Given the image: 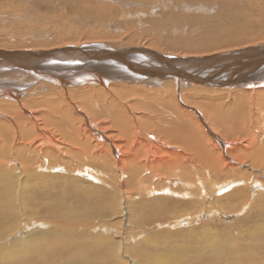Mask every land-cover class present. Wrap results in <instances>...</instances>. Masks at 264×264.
<instances>
[{
	"label": "bare ground",
	"instance_id": "6f19581e",
	"mask_svg": "<svg viewBox=\"0 0 264 264\" xmlns=\"http://www.w3.org/2000/svg\"><path fill=\"white\" fill-rule=\"evenodd\" d=\"M222 2L227 4V0ZM252 4L262 15L260 0H252ZM194 6L192 4V8ZM243 28L249 31L247 26ZM238 39L240 37L236 36L232 41ZM192 42L191 47L195 51H208L215 45L205 39ZM176 44L179 42H173L174 46ZM91 45H94L91 49L83 47L85 50L76 45L35 51L0 50V115L3 116L0 118V264H11L12 261L16 264H127L121 261L119 247L114 249L115 241L107 245L101 232L98 235L100 239L89 233L83 234L84 240H77L71 232L60 241V236L40 240L29 233L27 237H22V232L34 226L40 217L54 220L70 217L76 224H82V220L103 219L114 211L109 212L110 202L115 199L113 194L110 196L113 189L85 187L79 184L81 180L77 177L61 174L49 178L39 171L45 167L70 168L74 162H79L84 169L78 171H85L89 178L101 182V178L106 177L109 184L116 188L125 184L126 188L123 187L121 193L125 199L123 205L138 197L141 203L134 205L133 209L144 214L133 220L130 213L132 224L138 229L147 227L150 232L154 231V237H160L169 233L164 228H157L161 224L190 223L196 220L193 217L216 212L217 193L226 187H218L215 183L213 186L216 188L207 185V178L202 174L210 172L215 176L233 170V167L241 168L243 162L231 154L244 150L251 156L256 151L253 143L259 144L264 140V110L259 107L264 104L263 100L257 103L261 112L252 108L246 110L250 141L244 145L238 142L230 150L226 148L227 143L214 133L210 136L204 133L198 122V119H203L201 113L195 109L192 113L187 111L191 116L188 119L189 114L176 108L169 99L176 97L181 90L179 84L184 80L166 67L152 64L151 60L175 59L185 64L189 63L188 56L129 47L124 45L123 40L119 44L122 48L109 43ZM74 47L80 50L76 53L72 70H67L66 76L55 75L53 72L57 67L65 68L60 62L64 55L68 57L70 51H75ZM95 50L110 56L105 58ZM254 51L264 53V46L237 50L235 56L232 52L215 53L201 59L214 64L221 62L226 68L229 66L224 61L237 59V63H243L246 58L240 57ZM141 54L149 57L141 58ZM134 55L141 59V66L135 68V74L123 70L119 64L123 62L117 60L126 56L136 62L138 59ZM259 62L254 64H257L254 68L247 66L244 71L260 69ZM123 64L127 67L132 63ZM236 69L225 79L217 78L210 80L206 86H200L204 90H216L215 96L209 97V102L219 108L217 111L226 109L229 122L234 118L229 116V111L244 102L234 88L239 85L241 87L235 89H248L247 92L250 90L249 94H252L264 87L263 73L257 77L244 76L242 68ZM157 73L163 77L155 76ZM192 79L204 83L196 77ZM214 85L223 88L217 89ZM87 88H91L90 93L83 94ZM109 90L117 94L110 97ZM33 92L52 94L54 97L39 100L31 95ZM231 94L235 96L234 106L221 102L224 97L228 101ZM126 95H140L148 102H121ZM195 96L198 98V93ZM76 98L84 99L81 106ZM138 107L144 112L154 107L161 116L155 121L153 117L138 115ZM155 122H160V126H155ZM91 123L98 124L99 129ZM233 123L229 124L231 129L235 126ZM239 132L245 134L243 128H239ZM263 151L264 144L260 153ZM257 161L252 164L255 166ZM90 167L101 170L100 178ZM69 186L72 188L66 192L65 188ZM207 195L209 201L204 199ZM86 201H89L88 207L83 204ZM124 217L127 218V211ZM204 226L188 228L187 235L191 236L198 252L202 250L199 244L206 238V253H209L217 248L214 243L219 232L208 224ZM85 227L89 226L85 223ZM121 231L126 233L127 227ZM148 262L145 264H165L152 259Z\"/></svg>",
	"mask_w": 264,
	"mask_h": 264
},
{
	"label": "rangeland",
	"instance_id": "374dc122",
	"mask_svg": "<svg viewBox=\"0 0 264 264\" xmlns=\"http://www.w3.org/2000/svg\"><path fill=\"white\" fill-rule=\"evenodd\" d=\"M192 4H195L194 8ZM260 7L263 8L262 15L255 9L252 0H227V4H223L222 0H0V50L35 51L70 45L82 46L80 48L86 46L91 49L94 46L91 45L92 43H109L114 47L122 48L119 44L123 40L125 46H137L164 54H174V56L201 59L230 52L232 56H235L237 50L264 46V0H260ZM244 26H247L249 31L245 30ZM236 36L240 39L232 41ZM198 39L209 40L215 45H212V49L208 51H195L191 47L192 40ZM173 42H179L180 45L174 46ZM240 58L246 59L243 63H237V59L224 61L229 66L226 68H223L221 62L213 63L209 74L212 75L214 68L216 71L220 70L223 74L225 73L221 76L225 79L238 70L236 69L237 64L247 63L249 65L245 67L254 68L257 65L254 66V64L261 60L260 69H251L244 73L255 77L263 73L264 77L263 52H247ZM201 67L204 68V65ZM154 78L157 79V77ZM197 83L196 81L188 83L181 81V85L179 84L181 90L176 93L175 99L169 100L176 105L178 110L181 109L187 115L189 112L192 113L193 109L201 113L204 122L199 119L198 122L204 133L209 136L214 133L215 136L220 137L227 143L226 148L229 150L238 145V142L243 145L248 143L250 136L247 133L249 125L245 120L246 110L252 108L255 112L262 111L257 103L264 101L262 93L264 87L256 89L254 92L257 94H249L250 90L247 92L248 89L244 88L235 89L241 87L239 85L234 88L242 96L244 102L233 111H229L231 112L229 116H234L230 122L235 124L231 129L226 109L217 111L219 108L209 102V97H214L216 90H204L200 86H206L208 83ZM175 86L178 85L175 84ZM160 89L164 90L162 87ZM90 90L91 88H87L83 94L90 93ZM127 92L125 93L129 94ZM196 93L199 95L198 98L195 96ZM109 94L110 97H114L113 94L117 93L109 90ZM31 95L39 100L54 97L52 94L44 95L38 92H33ZM228 97V101L224 97L221 102L224 101L234 106L235 96L231 94ZM120 101H128L130 104L134 101L148 102L140 95H126ZM76 102L81 106L84 99L76 98ZM262 104L259 107L264 110ZM139 109L140 107L136 112L138 115L153 117L155 121H158L161 116L154 110V107L145 112ZM2 117L0 115V118ZM190 117L189 114L187 118L190 119ZM216 118L219 120H215ZM91 124L94 125V123ZM97 125L94 126L99 129ZM155 126H160V122H155ZM222 126H224L223 129ZM239 128H243L245 134L240 133ZM263 144L264 140L259 144L253 143L254 151H256L251 156L247 155L244 150L231 154L236 160L243 162L241 168L233 167L231 168L233 170L223 171L215 176L210 172L202 174L207 178V185L214 187L215 183L218 187L220 185L226 187L217 193L221 199L218 198L216 212L205 213L202 217L192 216L196 220L190 223L161 224L157 228H164L169 233L160 237H154L152 235L154 231L150 232L147 227L138 229L132 224L129 219L130 213L133 214V220L144 214L133 209L134 205L141 203L138 197L129 204L126 203V206L123 205L125 199L124 194L121 195V193H123V187L126 188L125 184L116 188L109 184L106 177H102L101 182L89 178L84 174L85 171L79 172L84 169L79 162H74L70 168L66 166L57 169L45 167L39 171L49 178L61 174L77 177L81 180L79 184L85 187H105L108 191L113 189L110 191V196L113 194L115 199L114 202H110L109 212L114 211L103 219L82 220V224H76L70 217L58 218L59 220L40 217L35 221L38 224L35 223L29 230L22 232V237H27L29 233L35 238L39 237L40 240H52L60 236V241L65 239L66 233L71 232L77 240H84L83 234L94 233L93 236L98 237L101 232L102 237L106 238L107 245L115 241L114 249L116 250V246L119 247L121 261L127 264H145L149 263L150 259L165 264H264V151L260 153ZM255 159L258 161L254 166L252 162L256 161ZM91 168L99 176L94 175L100 178L101 170L97 167ZM209 186L206 187L211 188ZM69 188L72 186L65 188L66 192ZM60 190L64 189L60 188ZM208 195L204 198L206 201L210 200ZM178 197L181 196L178 195ZM88 203L86 201L83 204L88 207ZM126 211L127 218L124 217ZM90 221H92L91 224ZM85 223L89 227H85ZM204 224L210 225L219 232L214 243L217 248L209 253H206V238L199 244L202 250L198 252L196 244L191 242V236L187 235L188 228L204 226ZM125 227H127L126 233L121 231ZM170 232H172L171 235ZM97 249H100V245H97ZM11 264L16 263L12 261Z\"/></svg>",
	"mask_w": 264,
	"mask_h": 264
},
{
	"label": "water",
	"instance_id": "95a60500",
	"mask_svg": "<svg viewBox=\"0 0 264 264\" xmlns=\"http://www.w3.org/2000/svg\"><path fill=\"white\" fill-rule=\"evenodd\" d=\"M82 49L85 50L86 48H82ZM74 50L75 51H70L68 53V55H70V56L66 57V55H64V59L60 63H62L65 66V68L57 67V69L53 72V73H55V75L63 74L64 76H66V74L68 72L67 70H72L71 66L74 64L73 62L77 57L76 53L80 49L74 47ZM96 52L98 54H103V56L105 58L110 56L107 53H99L98 51H96ZM143 52H146V51L144 50ZM124 57L126 58V56H123L122 58H118L117 60H121L123 63L131 62L132 64H131V66L127 65V67H124L123 63H119L123 67L122 69L127 70V71L135 74L136 73L135 68L139 69V67L141 66V59L137 58L135 56L138 59V61L136 60V62H135L132 58L124 59ZM146 57H149V55H142L141 54V58H146ZM204 61L205 60H203V59L189 58L187 61L189 63L183 64L179 60H175V59H172V61L167 60V59H165V61H158V60L152 59L151 63L154 65H157V66L166 67L169 71H171V73L175 72V73L179 74V76H180L179 79L184 80L186 82L195 81L192 78L196 77L197 79L203 80L204 83H209L210 80L221 78L222 75H225V73L223 74V72L220 70H218V71L212 70V75H210L209 72H210V69H212V67H213V63H211L209 61H207V62H204ZM115 63H117V61H115ZM187 64L189 65L188 67H187ZM201 65H204V68L201 67ZM208 65L210 66L209 68H208ZM241 65L244 67H242L238 64H237V67L242 68L241 72H243L244 68H246L245 66L249 65V64L244 63ZM77 73H79V72H77ZM156 75H160L161 77H163L160 73L155 74V76ZM246 75L247 74L244 73V76H246ZM188 76H191V78L189 79ZM201 76L206 78V80ZM222 80L223 79H221L220 81H222ZM220 81H218V82H220Z\"/></svg>",
	"mask_w": 264,
	"mask_h": 264
}]
</instances>
